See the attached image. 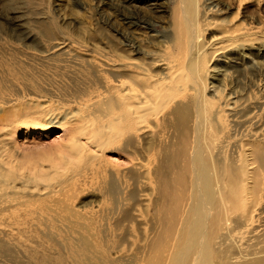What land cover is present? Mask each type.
<instances>
[{"label": "bare ground", "instance_id": "1", "mask_svg": "<svg viewBox=\"0 0 264 264\" xmlns=\"http://www.w3.org/2000/svg\"><path fill=\"white\" fill-rule=\"evenodd\" d=\"M232 1L236 12L220 20L218 0H213L215 9L205 7V0H173L167 37L151 46L133 37L131 44L140 57L132 58L126 49L106 58L109 72L104 77L101 113L94 117L96 125H75L84 118L72 114L56 123L58 113L40 106L0 113V134H8L21 121L28 128L43 121L59 123L56 126L68 139L65 149L77 165L83 162L95 168L104 147L122 145L136 171V184L151 192L135 221L150 211L154 223L149 235L148 229L143 230L142 254L130 264H264V223L252 209L264 186V138L257 135L264 89L259 90L257 106H252L251 89L243 94L229 89L226 70L218 74L216 69L225 59L233 64L240 61V50L264 41V18L244 22L238 16L248 0ZM210 84L216 91H210ZM7 152L0 147V216L6 217L19 215L31 202L24 195L54 191L50 184L41 191L28 188L31 191L17 190L8 197L11 182L20 173L5 159ZM60 163L66 167L67 160L62 157ZM114 171L119 175L120 169ZM49 178V173L36 172L37 181ZM92 224L82 225L88 235L78 246V258L72 259L76 264H90L82 259L90 248L100 252L97 242L89 239ZM2 230L0 256L9 260L16 246ZM25 253L30 263L41 258L40 264H67L64 257H38L29 248ZM100 255L101 262L106 261Z\"/></svg>", "mask_w": 264, "mask_h": 264}, {"label": "rangeland", "instance_id": "2", "mask_svg": "<svg viewBox=\"0 0 264 264\" xmlns=\"http://www.w3.org/2000/svg\"><path fill=\"white\" fill-rule=\"evenodd\" d=\"M172 1L0 0V113L40 106L43 111L58 113L56 123L63 115L72 114L84 118L75 125H96L94 117L101 113L104 77L109 72L106 58L119 56L126 49L132 58L140 57L131 44L133 37L145 46L167 37ZM218 2L222 8L218 18H231L237 10L235 3ZM212 3L205 0V7L215 9ZM242 6L238 18L244 22L264 18V0H248ZM256 43L250 50L239 51L240 61L233 64L225 59L216 67L218 74L227 72L229 89L236 88L240 94L251 89L252 106L258 102L259 90L264 89V41ZM209 88L216 91L212 84ZM252 110L257 112L256 107ZM262 117L259 138H264V113ZM21 123L13 124L8 134H0V147L8 151L5 159L20 173L19 179L11 182L15 187L11 185L6 194L12 197L17 190L41 191L50 184L54 191L26 194L24 199L31 202L19 215L0 216V228L16 246L9 260L0 256V264H40L41 258L36 263L28 261L27 248L38 257H64L67 264H76L72 259L88 235L82 225L89 221H93L89 239L97 242L100 252L90 248L82 255L84 263L130 264L138 259L145 238L142 232L148 229L149 235L154 223L150 211L143 213L146 218L138 219L142 223L135 219L137 210H145L144 200L151 192L136 184V171H132L122 145L104 147L98 166L85 167L70 158L65 149L68 139L56 126L59 123L43 121L30 128ZM45 126L51 127L41 128ZM62 157L67 160L66 167L60 163ZM261 163L264 170V158ZM115 168L120 169L117 176ZM37 171L49 173L50 178L37 181ZM149 198L154 202L155 196ZM252 209L264 223V186ZM100 253L106 261L101 262Z\"/></svg>", "mask_w": 264, "mask_h": 264}]
</instances>
